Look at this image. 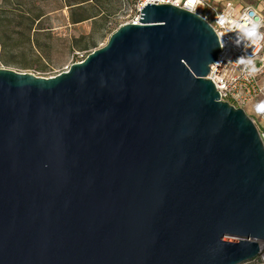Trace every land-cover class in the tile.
I'll return each instance as SVG.
<instances>
[{"label":"water","instance_id":"obj_1","mask_svg":"<svg viewBox=\"0 0 264 264\" xmlns=\"http://www.w3.org/2000/svg\"><path fill=\"white\" fill-rule=\"evenodd\" d=\"M54 77L0 68V264H245L264 144L206 77L200 17L145 5Z\"/></svg>","mask_w":264,"mask_h":264},{"label":"rangeland","instance_id":"obj_2","mask_svg":"<svg viewBox=\"0 0 264 264\" xmlns=\"http://www.w3.org/2000/svg\"><path fill=\"white\" fill-rule=\"evenodd\" d=\"M211 4L217 3L210 0ZM260 8L264 0H235ZM136 0H0V68L54 77L106 44L130 20ZM84 19L72 24L69 16ZM38 16V20H35ZM255 123L259 117L245 109ZM264 252V246L261 248ZM245 264H263L253 259Z\"/></svg>","mask_w":264,"mask_h":264},{"label":"built area","instance_id":"obj_3","mask_svg":"<svg viewBox=\"0 0 264 264\" xmlns=\"http://www.w3.org/2000/svg\"><path fill=\"white\" fill-rule=\"evenodd\" d=\"M216 2L217 3L215 4H211L210 0H204V6L197 8L198 14L196 15L197 17L203 19L210 26L212 31L215 32V34L222 31L220 26L215 22L216 16L219 13L231 11L234 16H238L243 11L251 10L258 16L264 17L260 14V12L251 6L237 8L235 2L232 0H216ZM152 4L167 5L170 3H168L167 0H136L133 8V15L130 17V20L125 23L137 25L140 10L145 5ZM229 5H231V8H229ZM125 23H121V25ZM261 31H264V28H262ZM233 39L234 34L229 33L218 42L220 52L217 55L215 64L210 67L209 74L206 78L213 83L215 90L219 93V99L221 101L226 102L235 108H241L244 112L246 111L245 109L249 107L251 108V112L255 113V104L264 100V48L260 50L257 57V66L261 69V71L255 77H249L240 66L235 65L232 61H235L236 58L241 55H250L252 49L248 48L245 53V50L242 47H235L231 43ZM221 44H224V46L221 47ZM68 69L69 68H66L65 71ZM252 122L255 124L259 138H261L264 144V116L259 117V124L254 121ZM255 259L264 264V252Z\"/></svg>","mask_w":264,"mask_h":264},{"label":"clouds","instance_id":"obj_4","mask_svg":"<svg viewBox=\"0 0 264 264\" xmlns=\"http://www.w3.org/2000/svg\"><path fill=\"white\" fill-rule=\"evenodd\" d=\"M167 2L192 15H197V8L204 6V0H167ZM215 22L222 29L216 33L218 42L225 35L232 33L234 39L231 43L235 47H242L245 53L248 48L252 49L250 55H241L232 63L240 66L249 77H255L261 71L257 66V57L260 50L264 48V31H261L264 28V17L258 16L251 10L243 11L238 16L228 11L217 14ZM223 46L224 44H221V47ZM254 111L258 116H264V100L255 104Z\"/></svg>","mask_w":264,"mask_h":264},{"label":"trees","instance_id":"obj_5","mask_svg":"<svg viewBox=\"0 0 264 264\" xmlns=\"http://www.w3.org/2000/svg\"><path fill=\"white\" fill-rule=\"evenodd\" d=\"M38 19H39L38 16H36L35 20H38ZM82 20L84 19L75 18L72 14H70L69 16V21H71L72 24L81 22Z\"/></svg>","mask_w":264,"mask_h":264},{"label":"crops","instance_id":"obj_6","mask_svg":"<svg viewBox=\"0 0 264 264\" xmlns=\"http://www.w3.org/2000/svg\"><path fill=\"white\" fill-rule=\"evenodd\" d=\"M215 1H216V0H215ZM217 1H218V0H217ZM232 1L235 2L237 8H243V7H242L241 5H239L235 0H232ZM253 8H255L258 12H260L261 15H263V13L261 12L260 8H256V7H253Z\"/></svg>","mask_w":264,"mask_h":264},{"label":"bare ground","instance_id":"obj_7","mask_svg":"<svg viewBox=\"0 0 264 264\" xmlns=\"http://www.w3.org/2000/svg\"><path fill=\"white\" fill-rule=\"evenodd\" d=\"M264 246V242H261L260 247L262 248Z\"/></svg>","mask_w":264,"mask_h":264}]
</instances>
